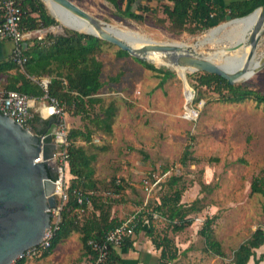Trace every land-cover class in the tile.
<instances>
[{
    "label": "rangeland",
    "instance_id": "1",
    "mask_svg": "<svg viewBox=\"0 0 264 264\" xmlns=\"http://www.w3.org/2000/svg\"><path fill=\"white\" fill-rule=\"evenodd\" d=\"M71 1L99 20L118 29L129 28L156 42L182 41L193 45L208 31L173 34L154 21L163 16L159 7L154 14L144 13L143 21H135L118 16L116 8L106 0ZM150 4L155 5V1ZM118 5L123 9L125 2L119 0ZM66 29L69 28L58 22L42 30L44 35L46 32L61 34ZM224 38L234 42L240 36L235 40ZM216 43L200 46L205 48ZM118 50V46L106 41L98 55L102 61L100 79L104 83L99 96L104 107L108 104L115 107L110 132L96 129L83 113L72 114L65 111V103L62 105L67 130L73 127L93 130L90 143L81 140L77 143L96 154L93 162L96 194L111 198L115 202L111 214L122 220L140 210L144 202L151 208L162 194L172 190L167 183L169 175H163L170 170L169 174L180 177L174 185L182 188L180 202L188 205L198 199L195 205L200 208L190 213L192 223L177 232L171 231L163 216L152 218L155 236L166 235L173 240L169 250H175L177 258L170 264H233V251L238 244L257 227L264 229V194L250 191L253 177L264 178V105L252 100L222 102L208 88H201L202 98L193 102L197 89L191 83L195 72H186L187 83L194 93L188 101L189 88H184L177 75L183 72L171 70L173 74L161 82V77L146 68L141 60L131 55L120 56ZM229 52L237 55L240 49ZM263 53L264 28L259 34L254 58L259 59ZM235 84L264 93V65ZM186 106L196 109V118L184 116ZM98 111L95 105L89 108L88 114L92 118ZM186 146L191 156L182 164L180 156ZM156 177L159 181L146 193L143 180L153 183ZM114 179L123 185L118 194L111 191ZM119 202L122 204L118 205ZM114 205L118 206L112 212ZM91 208L79 210L77 218L81 221ZM213 216L212 229L224 256L208 251L198 233L205 218ZM260 250L261 246L255 249V255ZM51 252L47 257L40 255L31 260L37 264H78L83 255L80 234L73 232Z\"/></svg>",
    "mask_w": 264,
    "mask_h": 264
},
{
    "label": "trees",
    "instance_id": "2",
    "mask_svg": "<svg viewBox=\"0 0 264 264\" xmlns=\"http://www.w3.org/2000/svg\"><path fill=\"white\" fill-rule=\"evenodd\" d=\"M22 9L21 26L26 30L47 28L57 24V20L45 8L41 0H18ZM116 8V14L135 21H143L144 13H155L158 7L163 16L156 17L154 21L162 25L173 34L182 32L197 33L211 26L231 18L241 17L254 8L263 5L264 0H231L226 4H219L208 0H123L124 8L118 5L119 0H106ZM143 1H146L145 3ZM154 5V6H153ZM106 41L83 32L66 29L64 33L53 34L46 32L42 39L32 38L25 41L24 53L27 56L23 66H19L9 58L0 61V77L4 82L1 89L15 90L35 98V104L30 109L31 116L25 126L35 134H43L49 127L47 119L40 114V106L44 103L42 96L44 90L36 79L47 77L49 79L47 95L58 98L66 104L65 111L72 114H84L89 118L96 129L103 132L111 131V124L115 114L113 104L103 106V98L99 96L100 89L104 85L101 81L102 61L98 58L102 45ZM118 55H129L126 51L119 49ZM148 69L153 70L161 77L163 82L173 72L163 67H156L152 63L141 60ZM185 73V72H184ZM191 85L196 90L193 102L199 101L203 93L201 88H208L218 94V100L222 102H243L252 100L257 104L264 105V93L259 92L244 84H228L226 79L208 72H195L192 74ZM114 79V78H111ZM98 106L99 111L91 118L88 114L89 108ZM81 118L83 116H80ZM93 130L89 127H73L67 130L68 154L67 168V200L60 211L59 227L55 230L50 240V246L41 256L48 255L57 243L65 240L73 232L80 234L83 254H89L92 264L95 262V253L87 243L89 239L101 240L105 233L117 225L121 219L111 216V206L115 203L111 198L100 197L96 194V180L94 178V166L96 154L83 144L81 140L90 143ZM191 156L189 146H186L180 156L182 164ZM52 174V173H51ZM180 180L176 174L168 177V186L172 190L162 194L158 201L150 208V204L141 208L136 213L134 221V234L143 230L147 221L148 228L145 232L155 246L160 249L159 264L164 261L173 260L176 252L170 251L173 246L171 238L166 235L155 236L151 224L153 214L165 218L171 231L177 232L189 226L193 218L192 212H198L199 207L195 205L198 199L191 204L180 202L182 188L174 185ZM112 192L120 193L123 185L116 179L111 181ZM73 189L81 191H92L89 194L91 210L80 221L77 217L79 210L85 211L89 207L85 203L79 204L72 194ZM251 193L264 194V178L255 176L250 183ZM113 199V198H112ZM150 208V209H148ZM213 217H206L199 229L203 237L206 249L212 254L224 256L221 244L216 240L212 229ZM133 239L125 237L118 247H131ZM264 244V229L257 227L248 238L242 241L233 251V264H248L251 258H255V249ZM117 247L109 246L106 258L96 264H131L123 259L117 252ZM264 259V251L257 260ZM23 258L17 259L14 264H22Z\"/></svg>",
    "mask_w": 264,
    "mask_h": 264
},
{
    "label": "water",
    "instance_id": "3",
    "mask_svg": "<svg viewBox=\"0 0 264 264\" xmlns=\"http://www.w3.org/2000/svg\"><path fill=\"white\" fill-rule=\"evenodd\" d=\"M41 1L45 4V0ZM49 1L52 10L45 6L63 26L110 42L139 60H148L146 52L156 51L170 64L162 65L169 70L180 68L186 72L215 73L225 78L228 84H235V78L245 69L247 77H250L264 65L262 57L260 63L249 67L254 59L259 34L264 28V4L241 17L231 18L227 15L225 21L208 28V31L220 33L225 31L229 22L245 20L256 14L252 30L247 33V29L243 28L242 36L234 42L223 37L214 46L203 48L196 41L193 45H185L156 42L146 37L142 38L143 45L136 48L129 43L131 41L123 40L118 32L111 31L109 23L91 16L71 0ZM91 27L96 32L82 31ZM244 46H248L246 53L242 50ZM237 49H241L240 56L228 53ZM186 72L176 73L184 88H189V101L194 93L187 83ZM47 120L49 127L45 132L35 134L0 112V264L11 263L24 250L38 244L50 225V215L46 209L55 205L54 192L58 185L57 180L52 178L53 169L48 164L55 148L52 140L55 118ZM39 153L41 160L35 162Z\"/></svg>",
    "mask_w": 264,
    "mask_h": 264
},
{
    "label": "built area",
    "instance_id": "4",
    "mask_svg": "<svg viewBox=\"0 0 264 264\" xmlns=\"http://www.w3.org/2000/svg\"><path fill=\"white\" fill-rule=\"evenodd\" d=\"M22 9L18 0H0V40H8L12 44L10 58L13 62L19 66L27 60V56L24 53V43L32 38L42 39L44 28L26 30L20 22L22 17ZM38 84L44 90L42 99L44 103L40 106V114L43 118H55V129L52 134V140L55 143V148L52 152V157L48 162L49 167L53 169L52 178L57 180V191L54 192L56 203L54 206L48 207L46 211L50 215V225L45 230L41 241L31 247L28 250H24L20 253L17 259L25 257L40 256L50 246V240L55 230L59 227L60 211L64 202L67 200V168H68V154H67V126L63 119L64 110L62 108L63 102L58 98L47 95V87L49 79L47 77H41L36 79ZM35 98L29 97L24 93L15 90L0 89V112L12 118L16 123L25 128L30 116V109L34 105ZM43 109H47V113L43 114ZM184 116L189 119H194L197 116V111L193 107H185ZM28 129V128H25ZM29 130V129H28ZM41 160V154L35 158V162ZM170 170H167L163 175L169 174ZM160 178L156 177L154 182L151 183L148 180H143L144 189L146 193H150L154 184L159 181ZM118 182V181H117ZM92 191H81L80 189H73L72 194L75 196L76 201L79 204L85 203L87 207L91 206V200L89 194ZM146 202L141 205V208L146 206ZM140 208V209H141ZM139 211V210H138ZM128 215L123 218L117 225L111 230L105 233L101 240L89 239L87 243L95 253V262H102L108 253L109 246L118 247L125 237L132 238L134 235V221L136 219V213ZM156 214H153V217ZM15 260L11 263L14 264Z\"/></svg>",
    "mask_w": 264,
    "mask_h": 264
},
{
    "label": "crops",
    "instance_id": "5",
    "mask_svg": "<svg viewBox=\"0 0 264 264\" xmlns=\"http://www.w3.org/2000/svg\"><path fill=\"white\" fill-rule=\"evenodd\" d=\"M208 1L219 3V4H226L231 0H208ZM151 2H154V0ZM11 48H12V44L10 41L0 40V61L6 60L9 58ZM3 82H4V79L1 76L0 77V87ZM35 101H34V104H35ZM43 114L45 115L46 113H43ZM43 119H48V118H43ZM121 204L122 203L119 202L118 205H121ZM118 205H114L115 207L112 210V212L116 211L115 209H116V206ZM111 216L116 217V215H114L113 213L111 214ZM118 219H121V218H118ZM143 228H144L143 230H140L138 233H135L133 235L132 237L133 241H132L131 247H117L116 250L120 254V256L123 257L125 261L131 264H159L158 260H159L160 249L155 248V246L153 245L150 239V236H148L145 232L146 228H148L147 221H145ZM263 247L264 245L261 246V250H260L261 252L264 251ZM50 254H52V252L49 253L48 255ZM258 256L259 254L255 255V258H251L248 261V264H264V259L257 260ZM81 258L82 259L79 260L78 264H92L89 254H86V255L83 254ZM176 258H174L172 261L176 260ZM23 259L24 260L22 264H37L33 260H31L32 257H25ZM172 261L171 260L164 261L163 264H170V262Z\"/></svg>",
    "mask_w": 264,
    "mask_h": 264
},
{
    "label": "bare ground",
    "instance_id": "6",
    "mask_svg": "<svg viewBox=\"0 0 264 264\" xmlns=\"http://www.w3.org/2000/svg\"><path fill=\"white\" fill-rule=\"evenodd\" d=\"M45 4L46 6L52 10L51 8V3L49 0H45ZM256 17L257 15L254 14L253 16H250L249 18L245 19V20H235L233 22H229L227 27L225 28V31L223 32H220V33H215V31L213 30H209L207 31L201 38H199L198 40H196V43L200 46V45H203L204 43H216L217 41H220L223 37H230L232 38L231 40H235V38L237 36H242L243 34V28L244 29H247V33L250 32L253 28V26L255 25V22H256ZM229 27V29L227 30V28ZM109 29L111 31H116L118 32L119 36L120 37H123V40L125 39L126 40H129L131 42H129L133 47H140L143 45V40L142 38H146L143 34L139 33V32H136V31H133L129 28H126V29H118L114 26H112L110 24L109 26ZM82 31H91V32H96V29L94 27H91V28H83ZM177 44H185V45H189L185 42H175ZM244 53H246L248 51V46H244L242 47ZM230 53V52H228ZM240 53H241V49H240V52L237 53L238 56H240ZM163 55H161L160 53L156 52V51H148L146 52V55L145 57L151 61V62H154L156 63L157 65H170L166 60H164L162 58ZM264 57V53L263 55L259 58V59H256L254 58L251 65L249 66L251 68L252 64L254 65L255 63H260V59ZM176 71H179V72H186V71H183L181 70L180 68H175ZM247 69H245V72L240 74L239 76H237L235 78V81L238 82V81H241L242 79L244 78H247ZM43 113H47V109H43L42 111ZM51 159V158H50ZM50 159L48 160V162L50 161ZM47 229V228H46ZM45 229V230H46ZM43 237V236H42ZM14 261V259L11 261V263ZM9 263V264H11Z\"/></svg>",
    "mask_w": 264,
    "mask_h": 264
}]
</instances>
